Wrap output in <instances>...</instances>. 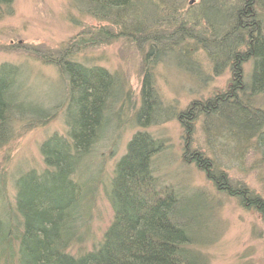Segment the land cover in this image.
I'll use <instances>...</instances> for the list:
<instances>
[{
    "label": "trees",
    "instance_id": "16d2710c",
    "mask_svg": "<svg viewBox=\"0 0 264 264\" xmlns=\"http://www.w3.org/2000/svg\"><path fill=\"white\" fill-rule=\"evenodd\" d=\"M83 1L92 17L108 24L86 27L61 50L41 56L44 63L56 68L68 91L66 131L54 132L40 143L44 167L15 179L13 201L8 200L6 206L2 179L0 264H198L201 258L189 246L195 234L192 226L197 227L194 215L202 210V202L200 198L192 200L195 194L184 188L161 185L155 176L153 158L165 148L163 140L143 131L133 133L107 181H100L101 169L85 163L116 125L127 121L145 128L162 122V113L167 118L177 116L187 137L202 119L211 134L223 133L222 138L229 140L226 147L242 160L249 148L264 159V110L253 104V98L264 94V0H201L182 19L175 9L163 13L157 6L150 16L155 0ZM168 1L156 3L165 7ZM11 4L12 0H0V6L8 10ZM125 20L136 24L128 29ZM148 22L154 25L146 26ZM140 28L143 30L138 31ZM120 38L133 44L145 40L148 45L142 58L137 108L133 102L121 103L130 97L127 80L121 78L125 76L73 59L76 52ZM198 49L206 53L214 70H229V86L204 102L193 101L178 114L171 109L165 112L154 88L155 64L169 57L174 65L178 62L176 68L192 69L196 77H202L191 60ZM246 64L251 66L250 73L243 72ZM17 69L0 66V130H7L0 145L12 137L9 121L15 104L9 90L18 79ZM126 104L128 116L123 110ZM51 115L31 123L42 125ZM202 154L186 145L182 157L206 172L216 191L247 201L264 215V200L244 184L232 183ZM98 191L113 216L96 245L71 254L69 247L87 237L82 232L93 231L90 220ZM187 215L192 216L190 221L181 220Z\"/></svg>",
    "mask_w": 264,
    "mask_h": 264
},
{
    "label": "rangeland",
    "instance_id": "374dc122",
    "mask_svg": "<svg viewBox=\"0 0 264 264\" xmlns=\"http://www.w3.org/2000/svg\"><path fill=\"white\" fill-rule=\"evenodd\" d=\"M157 1L152 2L155 7L150 9L148 6L152 10L150 16L156 12L157 6L163 13L175 9V15L181 19L201 3V0H169L163 7L162 2ZM87 8L83 0H12L10 10L0 6V66L18 67V79L9 90L15 104L9 121L12 137L0 145V185L4 179L5 206L13 201L15 179L29 170L38 172L44 167L40 143L54 132L64 134L66 131L64 110L68 91L56 68L44 63L41 56L61 50L78 38L86 27L108 24L92 17ZM124 23L128 29L136 24L127 20ZM149 25L154 24L148 22L146 26ZM147 48L145 40L133 44L120 38L106 45L76 52L73 59L87 66H102L110 72L118 71L125 76L121 78L127 80L126 90L130 97L121 103L133 102L137 108L142 58ZM163 60L153 68V81L157 100L165 112L171 109L178 114L193 101L204 102L229 86V70L220 67L214 70L212 62L201 49L196 50L191 60L202 77H196L192 69L176 68L178 62L175 61L174 65L172 58ZM250 70L251 66L246 64L243 72L250 73ZM253 104L264 110V95L256 96L255 100L253 98ZM126 106L123 110L128 116ZM48 115H51L50 118L42 125L31 123ZM163 115L165 113L159 117L162 122L145 128L133 126L127 121L119 127L116 125L114 134H105L85 164L101 169L100 181H107L133 133L143 131L154 139L163 140L165 148L153 158L155 176L161 185L184 188L195 194L192 200L200 198L202 202V210L194 213L197 227L192 226L195 236L193 244L189 246L201 258L198 264H264V215L255 207L248 206L247 201L243 202L220 190L217 192L206 172L191 162L186 163L182 157L186 145L198 150L204 158L215 163L232 183L244 184L254 196L264 200V159L260 153H253L252 148L248 147L242 160L226 147L229 140L222 138L223 133L211 134L202 119L197 120L193 134L187 137L183 123L177 116L167 118ZM6 131L4 128L0 130V140L7 138ZM93 205V218L90 220L93 231L89 229L88 234L86 230L82 232L87 237L83 234L82 242L69 247L71 254L96 245L113 216L112 208L101 191L97 192ZM5 206L2 203V207ZM185 217L181 220L188 222V217L192 218L188 215Z\"/></svg>",
    "mask_w": 264,
    "mask_h": 264
},
{
    "label": "bare ground",
    "instance_id": "6f19581e",
    "mask_svg": "<svg viewBox=\"0 0 264 264\" xmlns=\"http://www.w3.org/2000/svg\"><path fill=\"white\" fill-rule=\"evenodd\" d=\"M262 95H264V94H262ZM255 107H259L260 108V106H255ZM261 109V108H260ZM186 163H189V162H186Z\"/></svg>",
    "mask_w": 264,
    "mask_h": 264
}]
</instances>
